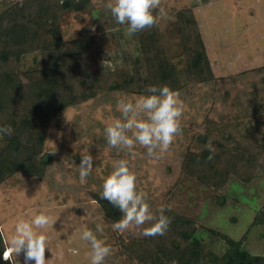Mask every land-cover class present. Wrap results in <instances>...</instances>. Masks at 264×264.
Instances as JSON below:
<instances>
[{
	"label": "rangeland",
	"instance_id": "374dc122",
	"mask_svg": "<svg viewBox=\"0 0 264 264\" xmlns=\"http://www.w3.org/2000/svg\"><path fill=\"white\" fill-rule=\"evenodd\" d=\"M14 1L0 0V13ZM109 2L93 0L92 10L63 14L62 34L65 39L76 37L89 24L100 43H110L105 53L109 63L120 56L136 58L139 43L135 33L127 32L128 24L112 25L100 18V11ZM185 6H193L215 79L194 82L178 91L184 109L180 131L169 147L149 154L138 142L130 151L126 146H111L105 138L104 129L112 120L128 118L118 110L121 99L134 105L136 119L147 118L146 111L135 107L139 97L146 95L144 88L109 91L64 109L49 125L44 151L53 155V163L45 175L39 179L17 172L0 183L3 239L15 233L19 220L46 212L53 221L45 229L51 248L45 250L46 264H90V242L81 238L85 229L111 246V254L102 264H142L138 259L142 248L137 247L139 255L132 254L131 258L129 250L137 242L153 237L143 235V229L154 221L132 224L123 232L114 230L115 221L106 217L95 199L121 159L129 162L137 189L146 193L154 217L159 216L162 206H166V214L176 212L189 217L196 225L193 235L202 241L204 251L220 255L226 250L219 233L234 239L245 234L264 204V172L257 171L252 181L232 178L223 188L214 189L190 175L183 162L191 151L199 153L206 147L199 143L200 135L221 140L231 131L242 142L264 140V0H160L157 16L162 42L180 67L184 55L175 12ZM111 30L119 42L115 57L111 48L115 51L117 45ZM129 64L133 67L134 60ZM40 67V54H26L20 72L23 82L33 81ZM140 73L144 74L143 70ZM133 131L125 130L129 137ZM85 151L93 155L94 162L81 182L79 164ZM261 160L264 162V154ZM97 223L104 226L102 233L95 232ZM243 245L253 253L264 254V224L253 226ZM11 259L14 264H23V253L16 257L13 254Z\"/></svg>",
	"mask_w": 264,
	"mask_h": 264
},
{
	"label": "trees",
	"instance_id": "16d2710c",
	"mask_svg": "<svg viewBox=\"0 0 264 264\" xmlns=\"http://www.w3.org/2000/svg\"><path fill=\"white\" fill-rule=\"evenodd\" d=\"M92 9L93 0H15L0 13V126L11 125L13 129L11 135L0 134V183L17 172L39 179L45 175L53 163V155L44 151L49 125L70 106L109 91L144 88L147 94L149 85H167L178 92L188 84L215 79L193 6L175 12L183 67L165 50L158 10L153 12L156 24L135 32L140 48L136 58L119 55L110 59L115 64L109 63L105 53L110 43H100L89 24L82 27L78 36L65 39L61 28L63 14ZM100 18L122 25L108 7L100 11ZM111 36L117 45L115 51L111 48V56L115 57L119 42L113 31ZM30 52L40 54L41 67L37 77L25 83L20 72L23 58ZM198 139L206 147L199 153L191 151L183 167L204 185L220 189L232 178L249 182L257 171L264 172V140L242 142L231 131L221 140L205 134ZM95 199L108 219H120L118 208L100 194ZM167 215L171 217L167 230L134 244L135 249L129 250L130 258L132 254L139 255L138 247L142 248V256H138L142 264H264V254L253 253L243 245L250 229L264 224V204L239 239L219 233L226 245L220 255L204 251L202 241L193 235L196 225L189 217L176 212ZM4 250L0 231V264H11L2 258Z\"/></svg>",
	"mask_w": 264,
	"mask_h": 264
},
{
	"label": "clouds",
	"instance_id": "9594fccd",
	"mask_svg": "<svg viewBox=\"0 0 264 264\" xmlns=\"http://www.w3.org/2000/svg\"><path fill=\"white\" fill-rule=\"evenodd\" d=\"M159 5L160 0H110L107 7L117 23L127 22V32L131 34L158 22L153 12ZM146 92L135 104L139 111H146V119L135 118L136 113L131 102L124 99L118 102L121 116L128 118L121 119L119 116L105 127L104 134L108 144L113 147L126 146L131 151L138 142L146 146L149 154H153L156 149L163 151L169 147L180 131L184 105L179 92L167 85H149ZM130 112L133 113L131 117L128 116ZM126 129L134 130L131 137L126 134ZM12 132L11 125L0 126V134L11 135ZM93 162L94 157L89 151L81 154V182L91 172ZM100 197L122 213L120 219L112 224L114 230L123 232L132 224L139 226L146 221H154L143 229V235L154 236L162 235L171 223V217L166 214V206H162L159 216L154 217L147 195L137 189L136 175L125 159L119 160L104 180ZM50 223L53 221L46 212H40L31 219L19 220L15 225V233L7 240L3 239L4 259L8 260L13 254L16 257L23 253V264H46L45 250L49 248L51 251V248L45 229ZM103 231L104 226L97 223L95 232ZM81 238L90 242V264H102L105 257L111 254V246L97 238L92 230H83Z\"/></svg>",
	"mask_w": 264,
	"mask_h": 264
}]
</instances>
